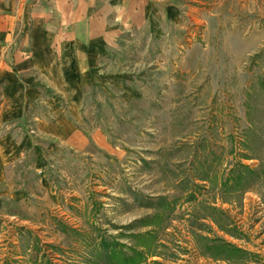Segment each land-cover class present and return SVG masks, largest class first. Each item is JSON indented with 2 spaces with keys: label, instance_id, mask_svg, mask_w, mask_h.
Segmentation results:
<instances>
[{
  "label": "rangeland",
  "instance_id": "obj_1",
  "mask_svg": "<svg viewBox=\"0 0 264 264\" xmlns=\"http://www.w3.org/2000/svg\"><path fill=\"white\" fill-rule=\"evenodd\" d=\"M153 5L0 117V264H264V0Z\"/></svg>",
  "mask_w": 264,
  "mask_h": 264
},
{
  "label": "crops",
  "instance_id": "obj_2",
  "mask_svg": "<svg viewBox=\"0 0 264 264\" xmlns=\"http://www.w3.org/2000/svg\"><path fill=\"white\" fill-rule=\"evenodd\" d=\"M155 0H0V117H26L34 104L78 99L62 91L122 26L143 23ZM57 89L46 96L45 88ZM51 90V89H49ZM64 93V95L62 94ZM18 151L34 148L27 136L6 141ZM31 145V148H30ZM38 161L43 159L36 153Z\"/></svg>",
  "mask_w": 264,
  "mask_h": 264
},
{
  "label": "trees",
  "instance_id": "obj_3",
  "mask_svg": "<svg viewBox=\"0 0 264 264\" xmlns=\"http://www.w3.org/2000/svg\"><path fill=\"white\" fill-rule=\"evenodd\" d=\"M231 249H234V248H231Z\"/></svg>",
  "mask_w": 264,
  "mask_h": 264
}]
</instances>
